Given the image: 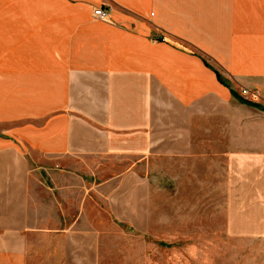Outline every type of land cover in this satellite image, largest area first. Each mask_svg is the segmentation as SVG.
<instances>
[{"label": "crops", "instance_id": "0c3cea01", "mask_svg": "<svg viewBox=\"0 0 264 264\" xmlns=\"http://www.w3.org/2000/svg\"><path fill=\"white\" fill-rule=\"evenodd\" d=\"M166 181L264 209V0H0V264H97Z\"/></svg>", "mask_w": 264, "mask_h": 264}, {"label": "rangeland", "instance_id": "374dc122", "mask_svg": "<svg viewBox=\"0 0 264 264\" xmlns=\"http://www.w3.org/2000/svg\"><path fill=\"white\" fill-rule=\"evenodd\" d=\"M213 187L155 186L143 230L114 222L98 234L97 264H264V209Z\"/></svg>", "mask_w": 264, "mask_h": 264}, {"label": "built area", "instance_id": "2783aa9c", "mask_svg": "<svg viewBox=\"0 0 264 264\" xmlns=\"http://www.w3.org/2000/svg\"><path fill=\"white\" fill-rule=\"evenodd\" d=\"M92 16L103 19L106 16V11L102 8H96L92 11ZM248 93H249V91L245 88L240 90V95L246 99H247Z\"/></svg>", "mask_w": 264, "mask_h": 264}]
</instances>
